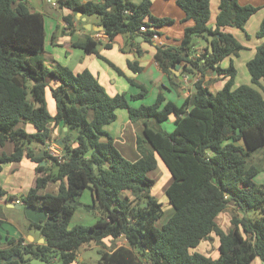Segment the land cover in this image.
I'll return each instance as SVG.
<instances>
[{
  "label": "trees",
  "instance_id": "16d2710c",
  "mask_svg": "<svg viewBox=\"0 0 264 264\" xmlns=\"http://www.w3.org/2000/svg\"><path fill=\"white\" fill-rule=\"evenodd\" d=\"M136 1L56 0L55 5L98 17L111 42L128 35L138 46L142 26L159 27L171 21L151 16L153 0ZM178 5L194 25L185 29L180 47L157 49V63L168 75L177 65L183 66V74L201 77L211 70L225 85L213 94L200 77L191 106L189 100L178 106L159 95L153 105L133 107L131 103L146 98L145 87L128 79L140 93L111 97L88 70L74 74L59 64L49 68L43 16L32 13L27 0H0V148L13 146L11 154L0 156V171L26 157L37 165L38 175L35 187L20 199L8 196L0 186V200L20 201L23 211L32 208L49 218L45 226L28 222V229L44 240L42 245L24 239L9 241L7 248L0 249V264H30L32 259L80 264L79 250L91 244L101 248L96 264H255L257 260L264 264V185L256 182L262 169L251 163L256 152L264 151V20L256 35L263 43L247 64L253 87L234 89L237 70L233 64L223 69L221 63L238 57L244 47L223 30L245 31L259 9L242 6L239 0H221L216 26L211 28L210 0H178ZM64 20L71 24L72 17ZM141 34L150 40V33ZM209 37H213L212 53ZM199 39L207 45L197 56ZM98 45L88 38L77 47L97 54ZM129 68L136 74L142 70L133 63ZM54 81L57 87L51 86ZM48 90L55 102V117L48 110ZM118 110L127 111L129 120L142 127L136 162L128 161L105 131L117 121ZM171 117L174 129L167 132L162 125ZM26 125L35 132L28 133ZM52 125L68 129L59 144L63 162H51L46 152ZM33 145L42 148L35 151ZM42 152L44 156L38 157ZM159 162L171 176L166 196L174 209L162 229L156 225L164 215L163 205L152 194L156 182L149 176ZM51 182L58 183L57 193L41 194ZM85 190L92 192L93 204L84 209L98 211L100 216L90 227L70 229V218ZM231 205L239 213L231 218L226 232L218 218ZM212 235L219 240L216 260L195 252ZM107 239L126 243L108 250Z\"/></svg>",
  "mask_w": 264,
  "mask_h": 264
},
{
  "label": "crops",
  "instance_id": "0c3cea01",
  "mask_svg": "<svg viewBox=\"0 0 264 264\" xmlns=\"http://www.w3.org/2000/svg\"><path fill=\"white\" fill-rule=\"evenodd\" d=\"M49 1L50 0H27V6L30 11L32 13L41 14L43 18L44 13L41 9V5L44 3L50 4L54 9L61 11V18L58 20V23L53 25V33L51 34V39L48 43L46 34L44 57L46 59V65L49 68L59 64L69 68L74 74H80L85 70H88L106 89L111 97L120 94H139V89L133 87L128 81V79L134 80L138 85H142L146 88L147 95L146 98L133 102V107H139L140 105H153L159 95H163L167 101L173 102L178 106H181L187 100L190 101V106L192 105L195 95L194 85L201 75L183 74L182 65H177L175 69L171 68L170 71L172 75H168L163 72L155 59L159 47H180L184 38L185 29L194 25L193 21L186 20V14L179 7L178 0H153L151 16L158 20L171 21L170 23L159 27L149 28L150 31H154V33L158 34V40H147L144 34L138 32V46H134L133 40L130 39L128 35H120L111 42L109 48L106 47V45L99 44L97 47V54L87 53L83 49L77 47V45L84 43L88 38L94 39L96 33L102 32L99 18L94 16L95 19L90 20L89 16H84L80 13H73L67 9L61 10L53 4L54 2L50 3ZM79 1L81 3H102L104 0ZM132 1L138 2L136 0ZM220 3L221 0H210L211 15L209 27L211 28H215L216 26ZM239 3L242 6L256 7L259 11L249 19L245 26V31L235 28H227L223 30L224 33L233 35L234 38L244 47V50L240 52L238 57L232 56L226 58L221 63L223 69L228 68L231 64L236 68L237 76L234 89L242 85L253 87L251 76L247 70V64L254 59L257 48L263 43V40H259L256 35L264 20V0H239ZM67 16L72 17L71 24L65 22L64 19ZM206 45L207 44L204 40H197L195 44V55L200 56L203 54ZM76 50L81 52H76ZM129 63L137 64L142 69L141 72L137 74L133 73L129 68ZM110 64L121 70L124 76L119 75ZM201 78L204 81V86H206L213 94L219 92L225 85L223 78L218 77L216 73L211 70L207 71ZM51 86L57 87L58 83L54 81L51 83ZM46 99L49 113L52 117H55L56 106L50 90L47 91ZM120 116L125 117V120L122 122V128L120 130L117 129L119 131L107 133L113 137L115 146L121 154L128 161L136 162L140 158L136 149V142L138 136L142 135V127L140 124L132 123L129 120L127 111L119 110L117 113V121ZM174 120L175 118L171 117L168 121V123L172 124L168 129L170 132L174 129ZM116 122L111 126L116 124ZM24 127L28 133L35 132V129L31 125H26ZM51 129V142H57L60 144V140L64 137V134L68 132V129L61 125L58 127L52 125ZM32 147L36 148L39 146L33 145ZM12 152V144H7L4 148H0V156L3 153L11 154ZM159 163L158 166L160 165ZM36 166V164L32 163L26 157L21 163L4 165L0 171V186L7 192L8 196H14L17 199H20L25 196L30 189L35 187L36 179L38 178L35 171ZM169 178L170 183L165 187L166 189L172 181L171 176H168V179ZM54 185L57 186V193L59 185L58 183H54ZM90 193L93 201V194L92 192ZM41 194L49 193L43 192ZM152 194L158 199V196L153 190ZM158 200L160 202V199ZM17 206H20L21 208L18 209ZM229 208L234 209L236 214L239 213L233 205L229 206ZM8 209L19 211L20 215L15 216L14 218L7 217L6 211ZM223 214L219 216L218 220ZM0 221H2V224L0 225V239L2 240L0 249L7 248L9 241H17L19 239H24L28 243H35L36 245H42L44 243L37 231H30L28 229L29 220H27L23 211V204L17 205L15 204V201L7 202L4 199L0 200ZM221 228L224 231L227 229L226 232H228L231 229V224L228 225L226 229H224L225 227ZM216 239L218 238L215 235H212L208 241L215 243ZM108 240L110 239L105 240L104 243L107 244ZM208 241H204L201 244H205ZM124 242L126 243V241ZM201 244L199 247H201ZM217 248H219V240ZM218 257L219 251L216 258H211L216 260ZM80 261L82 260L80 259ZM255 264H261V262L257 260Z\"/></svg>",
  "mask_w": 264,
  "mask_h": 264
},
{
  "label": "rangeland",
  "instance_id": "374dc122",
  "mask_svg": "<svg viewBox=\"0 0 264 264\" xmlns=\"http://www.w3.org/2000/svg\"><path fill=\"white\" fill-rule=\"evenodd\" d=\"M41 9L43 10V13H44L43 15H44V21L46 24V34H47V43H48V42H50L51 34L53 33V25L55 23H58V20H60V18H61V11H59L58 9H54L50 4H46V3L41 5ZM89 18H90V20L95 19L94 16H91ZM76 52H81V51L76 50ZM133 105H134V103H132V106ZM146 106H149V105H146ZM118 111H117V113H118ZM122 111H125V110H122ZM124 118L125 117L120 116V118L116 122V124H114L113 126H111V125L107 126L105 128V131H107V132L119 131L122 128V122L125 120ZM170 126H172V124H170L168 122L164 123L162 125L163 129H165V131H167V132H170V131H168ZM173 128H174V126H173ZM117 129H119V130H117ZM34 146H36V145H34ZM39 148L40 147H36V148H34V150L38 151ZM251 163L262 169V173L256 178V182L258 184L264 185V151L256 152L253 155ZM159 164L160 165L157 167V169L154 172L150 173L149 176H150V178H152L156 182V185H155L153 191L158 196V199H160V202L163 204L164 215H163L162 219L156 225V227L158 229H162V227L174 215V209L169 204V200L166 196V191H165V189H166L165 187L168 185V183H170L169 182L170 178L168 179V176H170V173L168 172L167 168L165 167V165L162 162H160ZM52 173H56L55 169H53ZM56 188H57V186L54 185V183H50L49 186L47 187V189H45L41 193L44 192V193L53 194V193H56ZM90 192H91L90 190H86L81 195V197L78 199L79 204L77 205V208L75 209L74 214L70 218V221H69L70 229H72L76 226L90 227V226L94 225V223L99 218L100 214L98 211H88V210L83 208V205H86V204L92 205L93 204L92 196H91ZM21 214H22V212H21ZM18 215H20L19 211L9 210V209L6 211L7 217H13L14 218L15 216H18ZM234 215H237L235 210L232 208H228L226 210V212L218 220V224L223 228L225 227L224 229H226L227 226L230 225V220ZM248 215H253V212H250ZM257 217H258V215H257ZM124 243L125 242L123 239H120V240L115 241V242L108 240L106 246H107L108 250H112V249H115L117 247L124 245ZM217 246H218V239H216L215 243L208 241L205 244H201V247L196 249L195 252L201 253V254L208 256V257L216 258L218 256ZM100 250H101V248L97 247L94 244L82 247L79 250V254H80L79 263L80 264H96L100 260ZM26 259H29V258L26 257ZM80 259L82 261H80ZM30 264H47V263L32 259L30 261ZM52 264H59V263L56 260V261H52Z\"/></svg>",
  "mask_w": 264,
  "mask_h": 264
},
{
  "label": "built area",
  "instance_id": "2783aa9c",
  "mask_svg": "<svg viewBox=\"0 0 264 264\" xmlns=\"http://www.w3.org/2000/svg\"><path fill=\"white\" fill-rule=\"evenodd\" d=\"M49 2L52 3V0H50ZM53 4H55V3H53ZM140 32L145 33V34L150 33L149 38L152 41L159 39L158 34L154 33V31H150V29L146 26H142L140 28ZM94 40L100 45H108L111 43L109 36L104 31L96 33ZM46 152L48 153L49 160L51 162L54 159L58 160V162H63L62 149L57 142H50L48 144V146L46 147ZM15 204L22 205V202L16 201Z\"/></svg>",
  "mask_w": 264,
  "mask_h": 264
},
{
  "label": "water",
  "instance_id": "95a60500",
  "mask_svg": "<svg viewBox=\"0 0 264 264\" xmlns=\"http://www.w3.org/2000/svg\"><path fill=\"white\" fill-rule=\"evenodd\" d=\"M52 2L55 3L56 0H52ZM100 28L103 31V27L100 26ZM212 40H213V37H209V49L208 50L210 53L213 52ZM50 122H53V119H51ZM43 156H44L43 152L38 154V157H43ZM46 164H47L46 162L41 163L42 166H46ZM72 206H76V202H73ZM17 208L20 209L21 207L17 206ZM24 213H25L27 220H29L30 222L35 223L37 225L45 226L46 222L49 220L47 214L43 211L35 210L32 208H26ZM42 242H44V241L42 240ZM9 261H11V260H9Z\"/></svg>",
  "mask_w": 264,
  "mask_h": 264
}]
</instances>
